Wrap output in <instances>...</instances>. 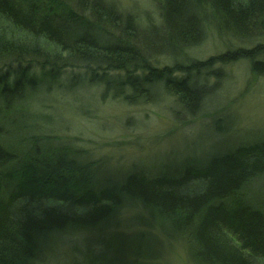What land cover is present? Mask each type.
Returning a JSON list of instances; mask_svg holds the SVG:
<instances>
[{"label": "trees", "instance_id": "1", "mask_svg": "<svg viewBox=\"0 0 264 264\" xmlns=\"http://www.w3.org/2000/svg\"><path fill=\"white\" fill-rule=\"evenodd\" d=\"M156 2L170 34L155 33L154 42H204L209 26L203 17L211 13L217 30L225 20L236 39L258 30L263 35L252 42L262 43L182 64L163 59L158 68L152 65L161 61L146 59L134 41L133 17L114 3L0 0V264H37L45 240L103 231L125 208L139 209L151 229L181 243L190 264H264V139L175 174L131 166L116 185L95 181L101 161L79 160V149L39 129L37 117L48 107L41 91L67 82L103 80L101 98L131 102L127 88L147 93L162 79L171 98L190 103L201 93L194 72L197 81L206 80L219 71L216 63L238 56L251 59L254 72L264 71V60H253L264 53V0ZM66 70L86 77L59 82ZM122 71L125 78L115 76ZM174 72L182 76L172 78ZM93 260L89 264H99Z\"/></svg>", "mask_w": 264, "mask_h": 264}, {"label": "rangeland", "instance_id": "2", "mask_svg": "<svg viewBox=\"0 0 264 264\" xmlns=\"http://www.w3.org/2000/svg\"><path fill=\"white\" fill-rule=\"evenodd\" d=\"M105 1L133 17L134 41L141 53L161 61L152 67H164V60L182 64L240 47L251 50L262 43L252 42L263 35L258 30H245L246 37L236 39L225 20L217 30L211 13L203 17L209 26L204 42H154L155 33L164 39L170 34L157 0ZM126 20L121 26H126ZM235 59L216 63L213 68L219 71L206 80L197 81V72L192 73L195 89L201 93L190 103L171 98L162 79L149 84L147 93L127 88L131 102L101 98L105 81L95 78L64 83L51 93L41 91L40 102L48 107L37 117L39 129L79 149L84 154L79 160H87L86 155L88 160L101 161L95 172L100 184L120 185L131 166L175 174L187 164L206 163L241 143L264 139V71L254 72L251 59ZM253 60H264V53L255 54ZM81 73L66 70L59 82L85 78ZM115 76L125 78L126 73ZM143 217L139 209L125 208L103 231L54 235L42 243L37 264H73L80 259L89 264L94 258L99 264H190L183 245L165 240Z\"/></svg>", "mask_w": 264, "mask_h": 264}]
</instances>
